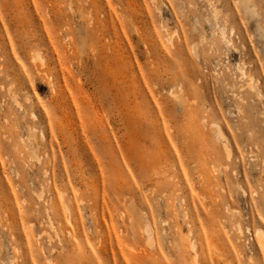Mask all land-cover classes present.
I'll use <instances>...</instances> for the list:
<instances>
[{"label": "rangeland", "instance_id": "374dc122", "mask_svg": "<svg viewBox=\"0 0 264 264\" xmlns=\"http://www.w3.org/2000/svg\"><path fill=\"white\" fill-rule=\"evenodd\" d=\"M0 264H264V0H0Z\"/></svg>", "mask_w": 264, "mask_h": 264}, {"label": "bare ground", "instance_id": "6f19581e", "mask_svg": "<svg viewBox=\"0 0 264 264\" xmlns=\"http://www.w3.org/2000/svg\"><path fill=\"white\" fill-rule=\"evenodd\" d=\"M192 50H193L194 53H196L195 45H192ZM250 78H251V83H252L251 87L256 91L257 94L260 95L261 92L259 90L258 80L254 79L251 76H250ZM30 132L32 133V129H30Z\"/></svg>", "mask_w": 264, "mask_h": 264}]
</instances>
